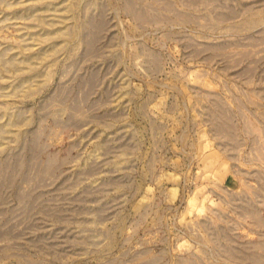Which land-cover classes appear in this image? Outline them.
<instances>
[{"label": "rangeland", "instance_id": "1", "mask_svg": "<svg viewBox=\"0 0 264 264\" xmlns=\"http://www.w3.org/2000/svg\"><path fill=\"white\" fill-rule=\"evenodd\" d=\"M0 264H264V0H0Z\"/></svg>", "mask_w": 264, "mask_h": 264}, {"label": "bare ground", "instance_id": "2", "mask_svg": "<svg viewBox=\"0 0 264 264\" xmlns=\"http://www.w3.org/2000/svg\"><path fill=\"white\" fill-rule=\"evenodd\" d=\"M228 250V249H227Z\"/></svg>", "mask_w": 264, "mask_h": 264}]
</instances>
